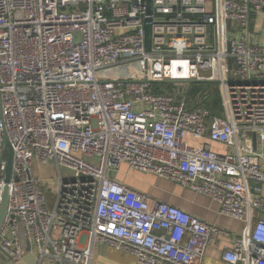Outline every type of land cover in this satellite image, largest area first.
Instances as JSON below:
<instances>
[{
  "label": "built area",
  "instance_id": "2783aa9c",
  "mask_svg": "<svg viewBox=\"0 0 264 264\" xmlns=\"http://www.w3.org/2000/svg\"><path fill=\"white\" fill-rule=\"evenodd\" d=\"M260 11L264 0H0L14 150L0 264H94L96 243L139 264H203L232 236L121 182L123 164L243 222L222 264H264V46L250 37ZM167 80H217L220 109L209 92L158 87Z\"/></svg>",
  "mask_w": 264,
  "mask_h": 264
},
{
  "label": "crops",
  "instance_id": "0c3cea01",
  "mask_svg": "<svg viewBox=\"0 0 264 264\" xmlns=\"http://www.w3.org/2000/svg\"><path fill=\"white\" fill-rule=\"evenodd\" d=\"M250 37L264 46V11H260L255 15L251 25ZM113 176L147 195L167 201L201 219L216 222L229 230L232 236L222 235L216 243L207 248L203 264H222L224 248L231 246L234 235L243 230L244 224L242 221L219 215V204L217 202L167 179H160L151 173L145 174L133 170L125 164L118 171H114ZM93 262L94 264H139L133 254H126L114 247L97 243L93 250Z\"/></svg>",
  "mask_w": 264,
  "mask_h": 264
},
{
  "label": "water",
  "instance_id": "95a60500",
  "mask_svg": "<svg viewBox=\"0 0 264 264\" xmlns=\"http://www.w3.org/2000/svg\"><path fill=\"white\" fill-rule=\"evenodd\" d=\"M149 8H151V4H149ZM146 35H145V40H146V46L148 50H151L152 47V22L151 19L148 18L146 20ZM168 82H173L177 83L176 81H171L167 80ZM183 83V81H181ZM178 82V83H181ZM199 82H207V83H217L218 81H186V83L192 84V83H199ZM2 87L1 79H0V88ZM3 97L0 92V170L2 163L4 161L5 156L7 157L6 161V173H5V188L2 193V201H1V210H0V228L3 224V220L5 218V215L8 210V200H9V193H10V186L9 182L12 179L13 176V162H14V150L10 141L9 133L7 132L6 129V124H5V117L3 115ZM256 139V135L254 136ZM29 248V246L27 247ZM27 260L29 262L33 263V257L28 256Z\"/></svg>",
  "mask_w": 264,
  "mask_h": 264
},
{
  "label": "rangeland",
  "instance_id": "374dc122",
  "mask_svg": "<svg viewBox=\"0 0 264 264\" xmlns=\"http://www.w3.org/2000/svg\"><path fill=\"white\" fill-rule=\"evenodd\" d=\"M136 71H139V68L136 69ZM129 74L132 76V71L128 70L126 72V74ZM159 88H163L166 89L167 87L172 91H179V92H184V95H191V99L195 96V95H199L202 96V92H209L210 97L214 94L219 92L220 95V103H222V98H221V92L219 91V85L218 83H199V84H195L194 88H192V92L189 89V85L184 84V83H163L158 85ZM65 171V170H64ZM54 175V170H50L49 172H45L44 173V177H50ZM48 197H50V203L51 206L53 205L52 200H53V195L52 194H47Z\"/></svg>",
  "mask_w": 264,
  "mask_h": 264
},
{
  "label": "trees",
  "instance_id": "16d2710c",
  "mask_svg": "<svg viewBox=\"0 0 264 264\" xmlns=\"http://www.w3.org/2000/svg\"><path fill=\"white\" fill-rule=\"evenodd\" d=\"M194 88V86L192 87ZM191 92H192V89H191ZM207 107L209 109H212L214 111H217L220 109L221 107V103H220V95H219V92L217 93H214L211 97H210V100L208 101L207 103Z\"/></svg>",
  "mask_w": 264,
  "mask_h": 264
}]
</instances>
